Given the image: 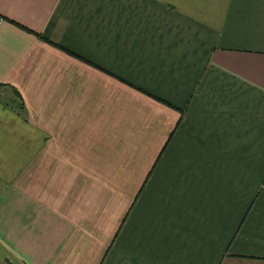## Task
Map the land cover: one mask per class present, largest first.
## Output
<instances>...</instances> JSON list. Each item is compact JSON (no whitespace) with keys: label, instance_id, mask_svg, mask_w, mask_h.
<instances>
[{"label":"crops","instance_id":"obj_1","mask_svg":"<svg viewBox=\"0 0 264 264\" xmlns=\"http://www.w3.org/2000/svg\"><path fill=\"white\" fill-rule=\"evenodd\" d=\"M0 17V264H264V0Z\"/></svg>","mask_w":264,"mask_h":264},{"label":"built area","instance_id":"obj_2","mask_svg":"<svg viewBox=\"0 0 264 264\" xmlns=\"http://www.w3.org/2000/svg\"><path fill=\"white\" fill-rule=\"evenodd\" d=\"M3 19L0 17V27L2 25Z\"/></svg>","mask_w":264,"mask_h":264},{"label":"trees","instance_id":"obj_3","mask_svg":"<svg viewBox=\"0 0 264 264\" xmlns=\"http://www.w3.org/2000/svg\"><path fill=\"white\" fill-rule=\"evenodd\" d=\"M20 109L22 110V106H20Z\"/></svg>","mask_w":264,"mask_h":264}]
</instances>
